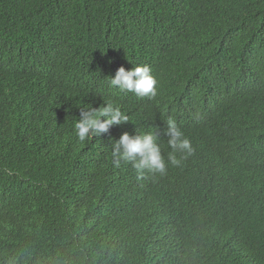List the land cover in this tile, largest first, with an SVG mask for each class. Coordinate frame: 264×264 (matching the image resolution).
<instances>
[{
  "label": "trees",
  "instance_id": "obj_1",
  "mask_svg": "<svg viewBox=\"0 0 264 264\" xmlns=\"http://www.w3.org/2000/svg\"><path fill=\"white\" fill-rule=\"evenodd\" d=\"M142 65L156 97L109 86ZM169 118L191 157L116 166ZM0 264H264V0H0Z\"/></svg>",
  "mask_w": 264,
  "mask_h": 264
},
{
  "label": "clouds",
  "instance_id": "obj_2",
  "mask_svg": "<svg viewBox=\"0 0 264 264\" xmlns=\"http://www.w3.org/2000/svg\"><path fill=\"white\" fill-rule=\"evenodd\" d=\"M158 81L152 75L148 65L135 66L130 70L120 67L111 77L110 87H117L122 91L132 92L137 97L154 98L158 94ZM129 122L119 107L107 102L99 108H89L80 112V118L75 124L77 136L84 142L107 133L110 127ZM162 135L167 137V160L162 155L159 137L153 132L130 134L124 132L118 139L111 140V156L116 166L120 162L131 163L140 174L144 170L166 173L168 165L180 166L191 157L195 149L190 139L177 126L174 119L169 118L166 127L161 129Z\"/></svg>",
  "mask_w": 264,
  "mask_h": 264
}]
</instances>
